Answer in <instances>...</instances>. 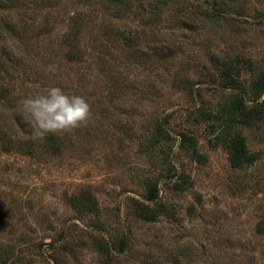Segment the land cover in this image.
<instances>
[{
  "label": "rangeland",
  "instance_id": "rangeland-1",
  "mask_svg": "<svg viewBox=\"0 0 264 264\" xmlns=\"http://www.w3.org/2000/svg\"><path fill=\"white\" fill-rule=\"evenodd\" d=\"M172 2L150 1L164 16L142 29L137 49L115 41L120 23L97 5L86 12L80 58L63 43L70 18L82 11L73 0H15L0 10V86L8 92L0 96V129L38 144L33 155L0 145V264H264V124L241 131L259 157L244 170L231 167L207 125L192 127L203 163L183 156L177 137L188 111L202 105L200 92L209 110L222 103V93L208 91L216 60L242 56L264 71V0H212L218 14L201 12L192 31L173 15L199 0ZM21 17L19 44L4 28ZM132 18L123 23L141 26ZM250 81L245 73L243 83ZM53 86L82 95L92 111L87 127L59 135L55 152L33 138L19 108L25 96ZM168 117L172 140L154 146L155 123ZM147 179L158 181L176 218L134 216L132 200L144 199ZM176 181L189 189L175 191ZM85 191L98 200L102 225L72 205Z\"/></svg>",
  "mask_w": 264,
  "mask_h": 264
},
{
  "label": "trees",
  "instance_id": "trees-1",
  "mask_svg": "<svg viewBox=\"0 0 264 264\" xmlns=\"http://www.w3.org/2000/svg\"><path fill=\"white\" fill-rule=\"evenodd\" d=\"M15 0H0V10L7 8L10 11ZM82 11L77 12L70 18L69 27L63 34L64 45L68 47V55L72 58H80L81 50L79 39L81 36V28L84 25L86 12H95L98 5L104 11L107 10L116 16L120 25L115 24L114 36L115 41L120 40L127 48H140L144 43L142 39L143 28L156 27L161 23L164 11L159 6H154L150 3L151 0H73ZM172 0H164L163 5L169 4ZM12 3V4H9ZM173 3V2H172ZM212 0H199V5L194 7L189 5L188 10H182L173 15L174 18H184V24L193 29L198 14L205 11L208 15L216 16L218 7L216 4L211 6ZM9 4V5H8ZM25 9L26 6H25ZM133 17L139 21L141 26L132 28L125 19ZM181 17V18H182ZM188 17H192L194 22L190 23ZM132 18V19H133ZM22 22L26 23L25 17H21L15 24L11 21L5 31H14V36L20 44L23 39L25 27L21 28ZM111 40H107L105 47L109 48ZM6 61L0 57V74L4 69ZM217 77L214 84H210L209 92L223 94L222 103L219 104L216 110H209L204 102L203 92L199 93V100L202 104L195 107L192 111H188L187 119L185 120L183 129L177 134L179 138V152L189 160L197 163L205 161L204 155L199 150V141L192 132V127L207 125L211 136L219 140L227 151L229 162L234 170H244L258 160V153L251 152L246 137L242 134L243 128H259L264 124V71L257 70L251 61H244L241 56L222 57L215 61ZM249 73L252 81L249 84L243 83L244 74ZM192 87V86H191ZM190 86H188V89ZM8 95L7 89L0 86V96ZM204 94H208L205 92ZM160 119L155 123L154 133L150 142L154 145L167 144L172 140L170 130L168 128L169 119ZM42 141L44 145L52 149L54 152L59 149L60 136L48 134ZM0 145L12 152L13 150L26 151L28 155H33L38 150V144L31 141L21 142L13 139L12 135L0 129ZM174 169L173 177H177V171ZM168 173H172L171 169ZM185 174L183 173V176ZM185 185V186H184ZM186 182H174L173 189L177 192H186L189 188L186 187ZM146 196L143 200L133 199L131 208L134 216L146 223H156L161 218H176V213L171 207L160 199V190L158 181L147 179L145 181ZM72 205L80 215L95 217V223L101 224V209L98 200L90 191H85L80 195H75L72 198ZM99 225V226H100ZM130 233V231H129ZM123 250L130 249V239L124 234L120 241ZM110 244V242H108ZM105 249L112 253L115 248L111 246ZM0 251H2L0 249ZM123 252V251H122ZM5 253V252H4Z\"/></svg>",
  "mask_w": 264,
  "mask_h": 264
},
{
  "label": "clouds",
  "instance_id": "clouds-1",
  "mask_svg": "<svg viewBox=\"0 0 264 264\" xmlns=\"http://www.w3.org/2000/svg\"><path fill=\"white\" fill-rule=\"evenodd\" d=\"M19 108L35 139L87 127L92 117L91 105L82 95H69L55 86L42 93L25 96L19 101Z\"/></svg>",
  "mask_w": 264,
  "mask_h": 264
}]
</instances>
